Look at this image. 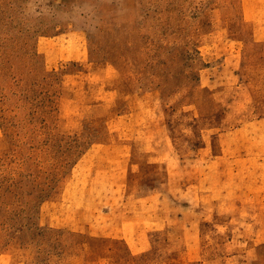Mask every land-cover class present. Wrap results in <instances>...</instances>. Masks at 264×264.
Masks as SVG:
<instances>
[{
	"label": "rangeland",
	"instance_id": "rangeland-1",
	"mask_svg": "<svg viewBox=\"0 0 264 264\" xmlns=\"http://www.w3.org/2000/svg\"><path fill=\"white\" fill-rule=\"evenodd\" d=\"M243 139L264 0H0V264H117L87 245L117 228L120 264H264Z\"/></svg>",
	"mask_w": 264,
	"mask_h": 264
},
{
	"label": "crops",
	"instance_id": "crops-1",
	"mask_svg": "<svg viewBox=\"0 0 264 264\" xmlns=\"http://www.w3.org/2000/svg\"><path fill=\"white\" fill-rule=\"evenodd\" d=\"M202 102V101H201ZM257 120H249L245 123H243L241 126H237L235 129L231 130L232 132H234V134H238L239 131L241 129L246 128L247 126H252L253 124H258ZM261 124V123H259ZM236 142V141H235ZM240 143V139H237V144ZM240 145V144H238ZM241 146H243L245 149H248V153L247 154H251L252 151H255V155L258 159H261L262 161H264V150H258V144H255L254 140H250V142L246 143V140L243 139L241 141ZM237 149L235 147L234 152L236 153ZM213 195H216V193H213ZM263 195V196H262ZM262 196V198H261ZM234 198H243V200H241V205L244 206V203H253L256 205L257 208H264V189H261V187L256 186L255 184L249 185L247 184L246 186H242L240 188H238L234 193L233 191L230 192H226V199L227 201H232ZM249 200V201H248ZM111 221H113V218H108ZM106 224H112V222L106 223ZM119 230H114V236H106V235H90L91 233V229H89V231L87 232L89 235H87V245H88V261L90 263V259L92 260V257L95 258L100 250L103 249V244L105 243H110V241H112L113 246L112 247H107L106 251L108 252H113L114 255L110 256V257H117L116 263L120 264L121 259H123L124 255H123V251H122V243H125L124 245L126 246V254L132 255L135 254L131 248L129 247V245L127 244V240L124 238V236L121 233V229L117 228ZM107 230V228L103 229V231ZM113 238V239H112ZM114 248V249H113ZM108 254H106L107 256Z\"/></svg>",
	"mask_w": 264,
	"mask_h": 264
}]
</instances>
